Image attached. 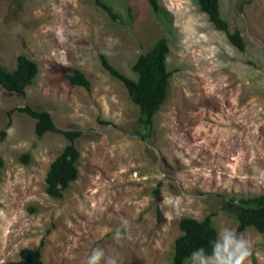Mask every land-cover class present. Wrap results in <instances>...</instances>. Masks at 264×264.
<instances>
[{"label": "rangeland", "instance_id": "obj_1", "mask_svg": "<svg viewBox=\"0 0 264 264\" xmlns=\"http://www.w3.org/2000/svg\"><path fill=\"white\" fill-rule=\"evenodd\" d=\"M104 1L116 20L93 0H0V64L13 71L22 54L38 65L24 95L0 88V264L41 242L42 264H85L94 248L117 264H170L180 219L210 215L216 232L236 231L225 199L264 195V0H219L243 51L196 0H159L158 15L147 0ZM160 38L172 76L143 139L139 108L99 56L133 77V62ZM73 69L89 90L70 84ZM25 105L48 112L58 130L81 131L78 176L60 199L46 194L45 176L68 141L37 137L35 120L19 112L6 128L8 111ZM121 218L130 238L116 243ZM237 234L250 244L245 264H264V237Z\"/></svg>", "mask_w": 264, "mask_h": 264}, {"label": "trees", "instance_id": "obj_2", "mask_svg": "<svg viewBox=\"0 0 264 264\" xmlns=\"http://www.w3.org/2000/svg\"><path fill=\"white\" fill-rule=\"evenodd\" d=\"M147 2L154 14L163 13L159 0H147ZM196 3L200 11L207 15L214 29L225 33L230 44L239 51H243L244 42L240 33L238 31L228 32V25L220 14L219 0H196ZM93 4L106 12L111 19L116 20L118 18L113 8L104 0H93ZM168 52L166 39H158L148 51L140 54L131 65L133 77H128L119 72L104 55L99 56L103 70L113 79L122 83L133 104L139 108L138 125L141 129L139 136L143 139L150 135L154 117L167 98L169 79L172 76V72L167 69L166 65ZM15 62L13 71H7L0 64V88L9 93L24 95L25 89L34 83L38 74V65L22 54L16 57ZM67 79L71 85L90 89V82L78 69H73L67 75ZM14 112L26 114L35 120L34 128L37 137L40 138L45 133L53 132L59 133L67 139L68 144L51 162L45 176L46 194L54 199L62 198L64 191L78 176L77 163L80 154L75 142L80 138L81 131L58 130L48 112L34 110L28 105L8 111L9 121L6 128L10 126V116ZM0 134L3 138L5 131H1ZM23 160L24 162L28 161L27 154L23 156ZM2 166L3 160L0 157V178ZM156 193L158 192L156 191ZM224 209L235 214L236 233L251 228L264 237V195L247 198L229 197L225 199ZM178 228L180 234L174 240L170 264H190L191 253L201 247L210 252L209 242L215 239L217 234L210 215L201 221L193 218H182L178 222ZM42 246L43 242L35 250L21 249L19 259L7 264H42L40 253Z\"/></svg>", "mask_w": 264, "mask_h": 264}, {"label": "clouds", "instance_id": "obj_3", "mask_svg": "<svg viewBox=\"0 0 264 264\" xmlns=\"http://www.w3.org/2000/svg\"><path fill=\"white\" fill-rule=\"evenodd\" d=\"M122 228H117L113 240L120 243L130 238V224L121 218ZM210 252L203 247L193 251L190 255V264H245L251 255L250 244L235 230L224 227L218 230L215 239L209 242ZM85 264H117L114 257L108 256L103 248H94L86 258Z\"/></svg>", "mask_w": 264, "mask_h": 264}]
</instances>
